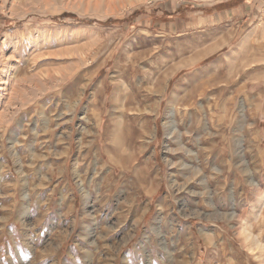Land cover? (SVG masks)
<instances>
[{"label": "rangeland", "instance_id": "obj_1", "mask_svg": "<svg viewBox=\"0 0 264 264\" xmlns=\"http://www.w3.org/2000/svg\"><path fill=\"white\" fill-rule=\"evenodd\" d=\"M234 1L0 0V264H264V0Z\"/></svg>", "mask_w": 264, "mask_h": 264}, {"label": "crops", "instance_id": "obj_2", "mask_svg": "<svg viewBox=\"0 0 264 264\" xmlns=\"http://www.w3.org/2000/svg\"><path fill=\"white\" fill-rule=\"evenodd\" d=\"M233 7L230 9L231 11V14L233 15V17H236V15H239L241 14V11H243L245 8H246V4L245 3H242L241 1L239 0H235L233 2ZM203 21V18L198 16V14L195 15V17H193L192 20H187V21H182L181 19H179L178 17H176L173 21V23H170V24H165L166 26H168L170 29L171 28H186V27H189V25L191 23H195L196 25L200 24L201 22Z\"/></svg>", "mask_w": 264, "mask_h": 264}, {"label": "bare ground", "instance_id": "obj_3", "mask_svg": "<svg viewBox=\"0 0 264 264\" xmlns=\"http://www.w3.org/2000/svg\"><path fill=\"white\" fill-rule=\"evenodd\" d=\"M99 96H100V94H99ZM95 97H96V96H95ZM96 98H97V97H96ZM99 103H100V102H99ZM170 117H171V116H170ZM86 121H87V120H86ZM173 121H174V119H173ZM169 122H170V121H169ZM173 123H174V122H173ZM173 123H172V126L174 125ZM119 125H120V124H119ZM170 125H171V124H170ZM174 126H175V125H174ZM174 126H173V127H174ZM170 127H171V126H170ZM175 128H176V127H175ZM172 131H173V130H172ZM125 142H126V144H128L129 146L132 145V140H131V138H129V137L126 139ZM115 149H116V147H115ZM111 156H112V155H111ZM14 157H15V156H14ZM121 158H122V157H121ZM112 159H113V158H112ZM121 160H123V158H122ZM87 199H88V196H87ZM88 200H89V199H88ZM86 212H87V211H86ZM83 227H84V226H83ZM94 235H95V234H94ZM87 239H88V238H87ZM89 239H90V238H89ZM76 246H77V245H76ZM81 249H82V248H81Z\"/></svg>", "mask_w": 264, "mask_h": 264}]
</instances>
